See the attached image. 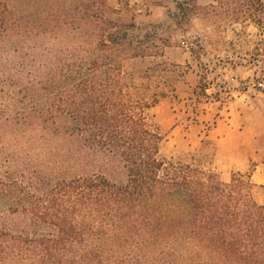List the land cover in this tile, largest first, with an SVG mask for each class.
<instances>
[{"label": "trees", "instance_id": "obj_1", "mask_svg": "<svg viewBox=\"0 0 264 264\" xmlns=\"http://www.w3.org/2000/svg\"><path fill=\"white\" fill-rule=\"evenodd\" d=\"M132 1L0 0V264H264L251 174L163 154L148 110L185 70ZM203 10L264 28V0Z\"/></svg>", "mask_w": 264, "mask_h": 264}, {"label": "rangeland", "instance_id": "obj_2", "mask_svg": "<svg viewBox=\"0 0 264 264\" xmlns=\"http://www.w3.org/2000/svg\"><path fill=\"white\" fill-rule=\"evenodd\" d=\"M110 1L117 6L119 0ZM176 1L185 0H133L136 5L123 13H134L141 25L168 24L170 43L159 60L185 70L176 90L148 110L165 134L162 152L183 159L210 140L222 179L250 173L255 197L264 203V28L206 13L215 0H196L200 9L174 20Z\"/></svg>", "mask_w": 264, "mask_h": 264}]
</instances>
